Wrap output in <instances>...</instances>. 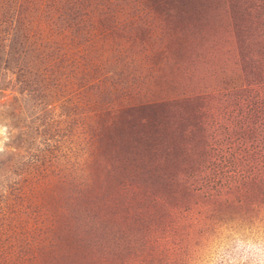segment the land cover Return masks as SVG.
<instances>
[{
	"label": "rangeland",
	"instance_id": "obj_1",
	"mask_svg": "<svg viewBox=\"0 0 264 264\" xmlns=\"http://www.w3.org/2000/svg\"><path fill=\"white\" fill-rule=\"evenodd\" d=\"M0 167V264H243L264 0H0Z\"/></svg>",
	"mask_w": 264,
	"mask_h": 264
},
{
	"label": "clouds",
	"instance_id": "obj_2",
	"mask_svg": "<svg viewBox=\"0 0 264 264\" xmlns=\"http://www.w3.org/2000/svg\"><path fill=\"white\" fill-rule=\"evenodd\" d=\"M249 256H245L243 264H264V242H256L249 246Z\"/></svg>",
	"mask_w": 264,
	"mask_h": 264
},
{
	"label": "trees",
	"instance_id": "obj_3",
	"mask_svg": "<svg viewBox=\"0 0 264 264\" xmlns=\"http://www.w3.org/2000/svg\"><path fill=\"white\" fill-rule=\"evenodd\" d=\"M0 169H2V167H0ZM1 174V173H0Z\"/></svg>",
	"mask_w": 264,
	"mask_h": 264
}]
</instances>
